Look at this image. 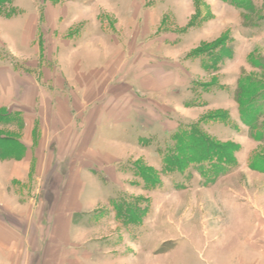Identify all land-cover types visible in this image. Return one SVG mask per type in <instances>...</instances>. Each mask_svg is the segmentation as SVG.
<instances>
[{
  "label": "crops",
  "instance_id": "obj_1",
  "mask_svg": "<svg viewBox=\"0 0 264 264\" xmlns=\"http://www.w3.org/2000/svg\"><path fill=\"white\" fill-rule=\"evenodd\" d=\"M88 1L6 2L14 12L0 28V108L22 121L7 126L22 154L0 159V264H110L90 227L104 205L115 216L111 199L127 189L112 151L189 122L172 111L189 104L190 50L160 54L176 40L105 31L85 14Z\"/></svg>",
  "mask_w": 264,
  "mask_h": 264
},
{
  "label": "rangeland",
  "instance_id": "obj_2",
  "mask_svg": "<svg viewBox=\"0 0 264 264\" xmlns=\"http://www.w3.org/2000/svg\"><path fill=\"white\" fill-rule=\"evenodd\" d=\"M250 2V9H245L229 0L88 1L85 14L101 17L104 22L99 24L105 31L174 38V51L168 48L160 54L190 50L184 58L195 77L190 106L177 105L180 114L172 111V116L200 122L218 143L236 144L232 152L236 165L208 183L196 169L189 171V178L186 172L162 171L156 147L165 133L143 137L139 144L144 149L112 151L122 159L120 169L126 176L122 185L127 189L120 194L138 206L140 222L128 223L125 229L122 224L120 229L111 227L113 220L118 221L109 217V205L92 214L96 221L90 227V240H105L103 249L112 255L110 264H264V170L251 166L253 161L264 162V136L256 139L253 129L242 123L234 99L239 77L246 75L253 84L264 81V67L250 60L264 56V0ZM7 4H0V28L2 20L14 12ZM222 43L232 54L211 71L199 50L217 49ZM7 54L6 46L0 44L3 61L8 60ZM196 62L198 69L192 68ZM222 112L227 121L218 118ZM5 127L0 124L3 134L14 135ZM111 188L105 187L107 192Z\"/></svg>",
  "mask_w": 264,
  "mask_h": 264
},
{
  "label": "trees",
  "instance_id": "obj_3",
  "mask_svg": "<svg viewBox=\"0 0 264 264\" xmlns=\"http://www.w3.org/2000/svg\"><path fill=\"white\" fill-rule=\"evenodd\" d=\"M9 1L0 0V4ZM229 1L245 9H250L252 6L250 0H245V4H242L241 0ZM199 52L202 54L201 59L204 66L210 68L211 71L218 69L224 56L232 54L231 49L224 46L223 43L217 49L199 50ZM250 60L258 63L260 67H264V56L257 59L251 57ZM247 81H250L248 85ZM253 83L254 81L246 75L239 77L234 90V99L238 105L240 120L253 129V136L256 139H260L264 136V118L261 123L258 122L259 117L264 115V81ZM254 85L257 86L254 87ZM247 95L251 98L248 99ZM218 118L222 121L228 120L225 112L218 114ZM12 122H15L18 127L22 126L19 117L8 112L5 108H0L1 126L7 127ZM199 123H181L173 132L164 134L162 143L156 147V152L162 158L163 172L168 173L173 170L181 173L186 172V177L189 178V171L196 169L204 178V182H214L217 177L230 171L236 165L232 154L236 149V144L216 142L208 132L199 126ZM2 130L0 128V159L20 157L22 154L20 143L14 138V135L3 134ZM258 162L259 164H256L253 161L251 166L264 170V162L261 160ZM140 176L143 177L141 174ZM126 200L122 195L111 199L115 218L125 227L128 226V223L137 225L140 222L137 214L138 206L134 202Z\"/></svg>",
  "mask_w": 264,
  "mask_h": 264
}]
</instances>
